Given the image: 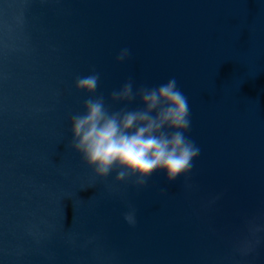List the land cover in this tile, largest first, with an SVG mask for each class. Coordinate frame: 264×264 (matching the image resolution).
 <instances>
[{"label":"water","instance_id":"water-1","mask_svg":"<svg viewBox=\"0 0 264 264\" xmlns=\"http://www.w3.org/2000/svg\"><path fill=\"white\" fill-rule=\"evenodd\" d=\"M93 73L113 110L143 107L110 101L128 80L177 79L187 177L86 165L71 116ZM0 264H264V0H0Z\"/></svg>","mask_w":264,"mask_h":264},{"label":"clouds","instance_id":"clouds-1","mask_svg":"<svg viewBox=\"0 0 264 264\" xmlns=\"http://www.w3.org/2000/svg\"><path fill=\"white\" fill-rule=\"evenodd\" d=\"M130 50L124 48L117 61L125 62ZM98 73L76 78V89L87 94L83 112L71 116V147L80 153L86 165L99 177L107 178L114 169L116 181L133 179L144 187L153 173L165 172L168 182L187 177L200 155L199 146L189 138L191 115L188 97L181 91L175 77L159 86H140L134 91L128 80L110 95L112 104L137 97L143 107L129 110L127 104L113 110L104 95H96ZM132 226L136 224L135 209L124 214Z\"/></svg>","mask_w":264,"mask_h":264}]
</instances>
